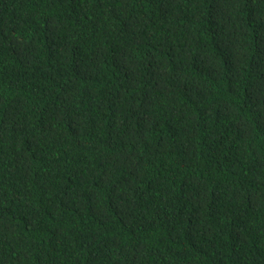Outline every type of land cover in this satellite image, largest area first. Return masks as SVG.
<instances>
[{
  "label": "trees",
  "instance_id": "obj_1",
  "mask_svg": "<svg viewBox=\"0 0 264 264\" xmlns=\"http://www.w3.org/2000/svg\"><path fill=\"white\" fill-rule=\"evenodd\" d=\"M0 264H264V0H0Z\"/></svg>",
  "mask_w": 264,
  "mask_h": 264
}]
</instances>
